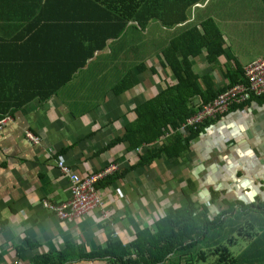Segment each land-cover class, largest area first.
<instances>
[{"label":"crops","instance_id":"obj_1","mask_svg":"<svg viewBox=\"0 0 264 264\" xmlns=\"http://www.w3.org/2000/svg\"><path fill=\"white\" fill-rule=\"evenodd\" d=\"M246 1H217L208 14L206 8L212 0H197L185 12V23L174 27L154 20L143 23L153 12L145 5L139 18L142 25L128 22L117 41H108L103 51L59 85L68 74L69 54L80 52L79 43L69 40L71 28L48 25L62 12L47 7V12L41 13L44 0H0V113L5 119L0 127L2 264H31L33 254L61 252L66 243L81 246L85 252L110 242L127 246L139 232L154 229L171 209L185 208L182 190L189 191L193 204L206 209L208 221H218L186 255L194 259L210 250L208 254L217 259L213 250L225 248L237 264H264L262 99L231 106L224 114L205 120L177 161L158 159L98 191L107 219L93 211L83 219L59 222L43 206L44 202L59 206L70 198V182L57 162L81 178L113 163L118 172L135 164L137 154L154 152L164 142L162 137L133 152L126 150L125 143L103 150L134 119V107L154 97L164 83L173 82L169 72L160 68L158 55L184 29L210 19L220 33L224 49L213 62L208 64L203 52L192 60L191 69L206 78L210 92L226 85L224 72L231 70L232 64L225 55L241 68L264 60V56L243 59L229 43L227 23L234 20L233 15L243 18L242 10L254 13L256 9V1ZM156 2L159 16L167 23L180 17L185 0ZM250 26L253 37L258 24ZM140 65L145 71L135 77L132 87L115 94L114 87L123 74ZM191 103L198 107L200 100L194 98ZM25 132L38 143L26 139ZM233 235L247 239L245 246H237ZM25 242L37 248L32 251ZM17 248L23 251L15 257ZM175 257L180 255L163 264Z\"/></svg>","mask_w":264,"mask_h":264},{"label":"trees","instance_id":"obj_2","mask_svg":"<svg viewBox=\"0 0 264 264\" xmlns=\"http://www.w3.org/2000/svg\"><path fill=\"white\" fill-rule=\"evenodd\" d=\"M156 1L44 0L41 13L47 12L45 10L47 7L54 8L56 12H62L55 14L54 18H51L53 22L48 25L62 28L68 26L71 28L68 31L70 42L79 43L80 52L69 54L68 74L59 85L67 82L73 73L84 68L86 62L97 52L103 51L108 41H117L123 35L128 22L135 21L142 25L139 18L145 5H148L153 12H149L143 23L154 20L161 21L167 27H174L185 23V12L197 0H185L180 17L167 23L159 16ZM260 2L264 9V0ZM223 49L224 44L220 33L210 19L202 21L197 26L184 29L169 41L158 57L160 68L162 71L169 72L173 82L164 83L162 90L154 97L134 107L132 109L134 119L124 125L122 134L110 141L103 150L113 147L116 143H125L127 144L126 150L133 152L135 149L155 144L162 137L165 140L157 146L156 151L145 150L142 154H137V162L127 169L117 172V168L114 173L97 182L95 185L97 192L105 190L115 180L121 179L125 173L137 167L149 165L158 159H166L172 163L186 153L191 139L204 123L197 125L194 129H189L184 139L173 132L199 108V106L194 108L191 101L198 98L200 104H205L226 88L245 83L243 68L228 55L225 57L231 62L232 69L224 72L223 78L226 85L218 92H210L204 82L207 81L206 78L198 77L191 69L192 60L200 56L202 52L205 54V61L210 64L223 52ZM143 71L145 68L140 65L132 72L124 73L114 87L115 94L129 90L134 84L135 77ZM150 71L152 75L156 74L153 69ZM201 87H205L204 90ZM253 99L264 101V94L252 97L242 105L248 104ZM2 118V113H0V119ZM182 195L185 197V208L171 209L156 222L154 229L139 232L127 246L118 242H110L104 248L85 252L81 246L66 243L61 252L33 254L31 264H163L175 254L180 255L177 264H181L183 260L186 262L184 264H189L193 260L199 261V257L204 258L203 253L197 254L194 259L186 253L202 242L207 233L218 225V221L217 219L208 221L206 209L190 201L189 191L182 190ZM213 196L216 198L215 195ZM25 245L32 251L37 248L35 245L31 246L29 242H25ZM21 251H23L21 248L15 249V257H18ZM213 253L217 255L215 264H237L225 248H217L213 250ZM0 264H2L1 261Z\"/></svg>","mask_w":264,"mask_h":264},{"label":"built area","instance_id":"obj_3","mask_svg":"<svg viewBox=\"0 0 264 264\" xmlns=\"http://www.w3.org/2000/svg\"><path fill=\"white\" fill-rule=\"evenodd\" d=\"M243 74L245 83L230 86L207 103L200 104L193 115L186 118L184 123L173 132L184 139L188 135L189 129H194L205 120L224 114L231 106L245 104L252 97L264 94V60L258 59L246 66L243 68ZM6 119L8 120V118ZM4 121V118L0 119V127ZM24 136L32 143H38V139L33 137L31 133L25 132ZM56 165L61 173L68 177L70 182V198L59 206H52L44 202V208L51 212L59 222H73L83 219L93 211L101 212L103 217L107 219L105 204L95 190V185L106 176L114 173L117 169L116 164H110L83 178L72 172L63 162H57Z\"/></svg>","mask_w":264,"mask_h":264},{"label":"rangeland","instance_id":"obj_4","mask_svg":"<svg viewBox=\"0 0 264 264\" xmlns=\"http://www.w3.org/2000/svg\"><path fill=\"white\" fill-rule=\"evenodd\" d=\"M223 2V3H231L234 2V0H212L210 5L206 8V13H211L213 6H211L215 2ZM251 2L257 3L256 9H254V13L251 12L249 9H244L240 13L244 14L243 18H239L235 15H233L232 21H229L227 23V34L229 36L228 39H230V45H232L235 52H237L243 59H253L258 56H264V10L260 3H258V0H249ZM248 3V0L246 1ZM257 6L259 8V12L257 11ZM249 10V11H245ZM231 14V12H229ZM258 29L254 32V36L252 37V33L248 31V29L253 28L250 25H257ZM221 27V26H220ZM106 65H109L107 63ZM245 231V230H244ZM234 239L238 240L237 246L241 247V245H244L248 240L241 238H238L237 236L233 235ZM223 244V245H222ZM222 246L227 247L226 244L222 243ZM242 246V248L244 247ZM241 249V248H240ZM212 251H204V261H196L193 260L192 264H215L216 258L214 256L209 255L208 253H211ZM176 261V262H175ZM177 263L178 259L175 257L174 259H171L172 263Z\"/></svg>","mask_w":264,"mask_h":264}]
</instances>
